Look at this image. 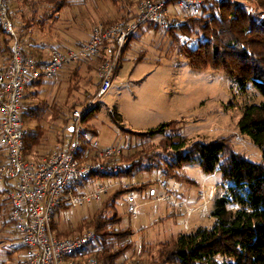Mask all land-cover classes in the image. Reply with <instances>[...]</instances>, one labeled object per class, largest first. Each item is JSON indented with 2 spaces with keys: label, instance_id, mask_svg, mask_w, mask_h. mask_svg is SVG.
<instances>
[{
  "label": "rangeland",
  "instance_id": "374dc122",
  "mask_svg": "<svg viewBox=\"0 0 264 264\" xmlns=\"http://www.w3.org/2000/svg\"><path fill=\"white\" fill-rule=\"evenodd\" d=\"M68 1L70 2L68 7L63 8L57 22H53V19L48 20L42 26L36 22L32 24L28 19L33 15L31 8L37 10L39 16L42 14L41 0L38 2L11 0L13 15L17 20L15 26L19 31V27H23L24 37L28 36L26 32L30 31L32 34L33 31L34 35L31 37L34 41L45 43L47 48L56 45L65 50V46L61 47L53 41L60 35L63 27L68 25V31L73 33L62 34L65 39L71 41L72 46L69 48H76L80 42L88 40L86 37L95 25L104 23L106 19L118 20L124 13L120 4L115 5L111 0ZM235 1L252 11H258L252 0ZM169 10L171 15L181 19L189 17L173 2L170 3ZM23 25H26V29ZM180 36L174 38L177 42L175 41L174 47L170 48L174 40L167 31L149 28L148 25L136 30L131 48L126 51L116 68L111 88L97 99L95 116L84 123L88 132L89 129L96 130L94 138L102 148L129 143L133 149L131 151L151 149L157 154L152 163L154 165L152 171H139L130 177L118 175L91 177L80 187L82 191L88 192L97 189L101 184L111 185L112 193L118 188L125 189L118 185L121 182H130L133 185L149 183L142 190L125 192L118 199L117 210L122 222L114 224V227L117 229L131 227L135 233L133 248L126 252L120 262L135 259L141 264H150L156 257L161 242L170 240L179 233L192 232L200 226H212L215 222L211 216L214 200L232 185L223 178L220 169L205 172L200 165L199 157L177 170L181 178L168 176L166 173L169 171L170 162L174 157L172 154L175 151L172 148L173 142L184 141L185 150L197 140L209 142L222 137L229 138L233 150L243 158L254 163L263 161L264 149L248 134L241 132L239 122L245 107L264 102V95L253 81L243 84L223 70L193 69L186 51L190 48L189 43L191 46L196 45L197 37L195 34ZM10 45L9 37L0 32V63L3 54L6 55L4 57L8 56L5 58V64L7 63ZM134 57H138L137 61L133 60ZM81 62L76 80L73 79L72 72L71 74L65 70L60 72L62 79L60 91L66 99V105L61 109L62 113L57 115L61 116V120L54 121L49 114L45 113V116L44 113H39L36 125L33 120L25 117L26 127L30 132H38L41 136L34 147L29 149L25 147L27 159L39 162L54 149L61 147L65 140L67 142L65 138L68 137V128L73 125V110H85L89 100L95 95L99 83L96 67L99 66L98 60L92 58ZM75 65L72 66L76 67ZM28 102V99H25L24 106L27 107ZM40 106L44 108L42 103ZM114 112L119 113L122 123L118 121ZM42 117L45 121L40 120ZM170 121H177L180 136H175L171 132L152 137H139L134 134L157 128ZM70 137L72 138V132ZM28 139L26 144L30 141V138ZM2 161L3 150L0 146V163ZM164 173L166 175H163ZM164 178L168 181V191L175 194L177 202L185 200L188 208L174 207L156 199L162 193L160 181ZM187 188L190 189L188 194ZM212 189L216 190L215 196H212ZM198 191H203L204 197L199 198ZM4 193L5 191H0V264H22L26 251L15 224L9 219L10 203ZM128 198H132L139 205L136 218L128 211L126 204ZM103 201L61 211L56 215L55 232L58 229L60 232L63 231L62 233L71 230L70 235L66 233L67 237L81 235L88 230L87 222L103 207ZM187 209L195 211L188 214ZM110 213L106 212L108 215H111ZM78 225L79 227L83 225L81 230H77Z\"/></svg>",
  "mask_w": 264,
  "mask_h": 264
},
{
  "label": "trees",
  "instance_id": "16d2710c",
  "mask_svg": "<svg viewBox=\"0 0 264 264\" xmlns=\"http://www.w3.org/2000/svg\"><path fill=\"white\" fill-rule=\"evenodd\" d=\"M41 1L42 14L39 16L37 10L31 8L33 15L28 19L32 24L36 22L42 26L48 20L53 19V22H57L60 12L70 3L68 0ZM111 1L115 5L120 4L124 13L118 20L104 21L105 25L119 20L127 22L137 17L136 0ZM252 2L258 11H252L235 0H202L199 10L196 13H189V17L185 20L172 15L173 24L167 31L174 40L170 48L175 45L174 38L195 34L196 45L191 46L189 43L190 48L186 51L193 69L223 70L243 84L253 81L264 95V0H252ZM10 5V16L15 25L17 20L13 15L11 0ZM146 25L149 28L160 29L152 22ZM23 26L26 29V25ZM143 26H139L138 29ZM19 29L20 31L17 28L21 41L26 45L23 39V27L20 26ZM134 37L135 33L127 40L124 54L131 48ZM113 50L114 47L107 43L102 52L104 55L107 51L110 53ZM72 74L73 79L76 80L79 71L76 70ZM95 108L85 115L84 123L95 116ZM114 114L122 123L119 113L114 112ZM239 128L264 149V102L245 107ZM179 129L177 121H170L157 128L134 132V134L139 137H152L171 132L175 136H180ZM89 130L92 134H96L95 130ZM40 137L38 132H30L28 137L30 141L26 144V148L38 144ZM172 146L175 151L172 154L174 157L170 162L169 171L166 173L168 176L181 178L177 170L199 157L200 165L205 172L220 169L223 178L232 185L214 200L211 216L215 222L212 226H200L192 232L179 233L170 240L161 242L156 257L150 264H264V153L261 163L251 162L236 153L229 138L224 137L209 142L197 140L185 150L184 141L173 142ZM90 150H92L91 144L87 141L83 152ZM156 156L157 154L151 149L124 152L116 161L122 167L117 175L130 177L139 171H152L154 169L152 163ZM147 185L149 183L144 182L129 188L116 189L103 201V207L92 220L87 222L89 227L86 229H92L97 234L96 256L104 264H124L120 262L121 258L134 246L135 233L131 227L123 229L114 227V224L122 222L117 210L118 199L125 192L142 190ZM67 209L69 208L66 204L61 205L58 214ZM108 211L111 215L106 214ZM54 223L53 228H56ZM82 227L83 225L80 227L78 225L77 230H81ZM67 231L62 233L63 231L60 232L58 229L56 234L59 237H67L72 233L71 230Z\"/></svg>",
  "mask_w": 264,
  "mask_h": 264
},
{
  "label": "built area",
  "instance_id": "2783aa9c",
  "mask_svg": "<svg viewBox=\"0 0 264 264\" xmlns=\"http://www.w3.org/2000/svg\"><path fill=\"white\" fill-rule=\"evenodd\" d=\"M137 17L110 25H95L89 39L76 48L51 51L49 60L36 65L28 56L27 49L10 16V0H0V30L10 39V56L0 68V144L5 149L6 159L0 163V187L10 203L9 219L15 224L26 257L22 264H104L96 256L97 234L88 229L77 237L57 236L53 223L58 208L98 204L111 193V185H99L93 191H82V183L91 177L116 176L122 167L116 163L122 153L132 150L126 143L122 146L102 148L94 135L84 125L85 115L95 107L98 98L112 86L113 77L124 56L127 40L139 26L150 22L160 30L172 27L170 3H175L186 14L196 13L202 0H136ZM177 24H179L177 20ZM114 47L97 69L98 89L89 100L85 110H73L72 138L66 148L54 150L39 162L27 159L25 147L30 130L23 121V102L29 84L55 77L65 66L79 64L101 55L105 45ZM138 57H134L137 61ZM92 150L83 152L86 142ZM129 188L133 184L121 182ZM162 193L157 200L174 207H187L185 200L177 202L175 194L168 191L166 178L160 181ZM190 189H186L188 194ZM216 190L212 189V196ZM199 198L204 197L198 191ZM128 211L137 217L139 205L132 198L126 200ZM207 204V203H206ZM204 205L202 208L204 209ZM198 209V208H197ZM195 211V210H194ZM194 211L187 209L188 214ZM100 248V247H99ZM124 264H141L131 259Z\"/></svg>",
  "mask_w": 264,
  "mask_h": 264
},
{
  "label": "crops",
  "instance_id": "0c3cea01",
  "mask_svg": "<svg viewBox=\"0 0 264 264\" xmlns=\"http://www.w3.org/2000/svg\"><path fill=\"white\" fill-rule=\"evenodd\" d=\"M135 10L137 11V6H136ZM106 20H108V19H106ZM68 28L69 27L67 25V26L63 27V29L61 31L59 30L60 31L59 32L60 35H58L56 38H54L55 40H53L55 42V44L57 43L58 45H61V47L65 46L64 49H69L70 45L72 46V44L70 43L71 41L69 42V40H67L68 38L65 39L62 36V34L71 35V34H68L69 32H71V31H68ZM90 34L91 33H89V35L86 37L87 39H89ZM23 35H24V33H23ZM31 35L32 36L34 35L33 31H32V34H31V32H29L28 36L23 38L26 41V45L25 46H26V49H27V56L36 65L41 66V65H43L44 63H46L49 60L50 55H51V51L53 49H55V48L59 49L60 47L54 45V46H50V48H47V45H45V43L34 41L33 38L31 37ZM103 53L104 52H102L101 55L93 58V59H97L98 60V63H99L98 65H100V63L105 58H107L108 55H109L108 51L104 55H103ZM4 56H6V55L3 54L2 61L0 63V68L2 66H4L5 58H8V56L7 57H4ZM81 63H83V62H81ZM81 63L75 65L76 67H74V66H65L58 72V74L55 77L50 78V79H42V80H39V81H35V82H32L31 84H29L27 86L26 91H25L24 101H25V99H28L29 102L27 103V107L24 106V102H23L22 115H23L24 123H25V117H27L28 119L33 120V123L37 125L38 124L37 121H38L39 113L40 114L41 113L49 114L50 116L53 117L54 121H58L56 119H60L61 120V118H60L61 116L58 117L57 115L62 113L61 109L65 107L66 99H65V97L62 96V93L60 91V87L62 86V79H61L60 72H64L62 70L69 71L68 73H70V74H71V72L73 73L76 70H78L80 72ZM96 67H98V66L96 65ZM98 85H99V83H98ZM31 99H33V100H31ZM41 103L44 105V108L43 107L41 108V106H40ZM46 114H45V116H46ZM41 119H43V117L40 118V120ZM43 121H45V120L43 119ZM25 125L27 126L26 123H25ZM71 132H72V127L68 128V131H67L68 137L65 138V139H67V142L65 140L62 143L63 145L61 144L62 145L61 147H59L57 149H54V150H59L61 148H66L69 145V143L71 141V137H70L71 136ZM95 132H96V130H95ZM95 135L96 134H94V136ZM68 138H69V140H68ZM65 143H67V145H65ZM0 146L2 147L1 144H0ZM2 150H3V160H5L6 159V152H5L3 147H2ZM30 156H32V154ZM0 190H3V188L0 187ZM25 257H26V252H25L24 259H25Z\"/></svg>",
  "mask_w": 264,
  "mask_h": 264
}]
</instances>
